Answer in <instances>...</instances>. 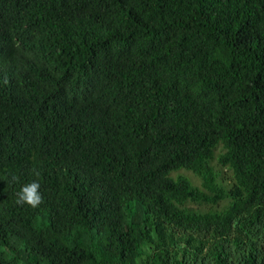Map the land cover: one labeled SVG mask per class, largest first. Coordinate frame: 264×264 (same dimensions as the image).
Instances as JSON below:
<instances>
[{
	"label": "trees",
	"instance_id": "obj_1",
	"mask_svg": "<svg viewBox=\"0 0 264 264\" xmlns=\"http://www.w3.org/2000/svg\"><path fill=\"white\" fill-rule=\"evenodd\" d=\"M0 264H264V0H0Z\"/></svg>",
	"mask_w": 264,
	"mask_h": 264
},
{
	"label": "clouds",
	"instance_id": "obj_2",
	"mask_svg": "<svg viewBox=\"0 0 264 264\" xmlns=\"http://www.w3.org/2000/svg\"><path fill=\"white\" fill-rule=\"evenodd\" d=\"M13 182H18V177L12 176ZM40 183L32 181L24 184L17 193L15 203L18 206L39 207L43 203V196L40 192Z\"/></svg>",
	"mask_w": 264,
	"mask_h": 264
},
{
	"label": "rangeland",
	"instance_id": "obj_3",
	"mask_svg": "<svg viewBox=\"0 0 264 264\" xmlns=\"http://www.w3.org/2000/svg\"><path fill=\"white\" fill-rule=\"evenodd\" d=\"M185 176H188V178L194 182L196 185L198 184L197 181L193 178V176L190 173L182 172Z\"/></svg>",
	"mask_w": 264,
	"mask_h": 264
}]
</instances>
